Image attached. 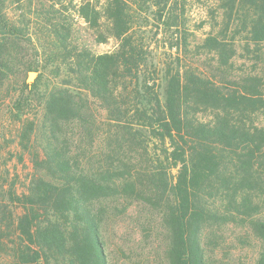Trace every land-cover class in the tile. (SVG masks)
I'll return each instance as SVG.
<instances>
[{
	"label": "trees",
	"instance_id": "obj_1",
	"mask_svg": "<svg viewBox=\"0 0 264 264\" xmlns=\"http://www.w3.org/2000/svg\"><path fill=\"white\" fill-rule=\"evenodd\" d=\"M195 3L210 30L196 50L212 54L214 65L201 67L190 57ZM83 14L94 28L106 17L121 44L99 58L77 56L69 68L77 86L70 81L49 93L42 114L26 120L43 75L23 82L17 138L33 171L25 182L13 176L2 162L8 148L0 146V264H109L106 228L135 205L160 219L167 264H208L207 232L229 223L247 225L261 240L257 264H264V216L252 195L264 192V127L253 122L264 112V0H106L100 9L89 3ZM147 15L171 63L145 54L136 19ZM48 24L67 48L69 35ZM238 47L253 55L251 72L236 73ZM150 67L162 78L148 77ZM82 90L106 111L108 128L105 148L85 161L62 135L65 124L87 123L77 108ZM175 167L177 181L170 183Z\"/></svg>",
	"mask_w": 264,
	"mask_h": 264
},
{
	"label": "rangeland",
	"instance_id": "obj_2",
	"mask_svg": "<svg viewBox=\"0 0 264 264\" xmlns=\"http://www.w3.org/2000/svg\"><path fill=\"white\" fill-rule=\"evenodd\" d=\"M105 2L106 0H4L2 20H5L6 24H0V42L6 44L7 39L9 43L5 51L3 50L5 57L0 58V75L4 74L0 79V146L8 148L2 162H8L12 175L18 172L22 182H25L26 176L33 171L30 156L24 155L19 149L17 138V131L22 122L16 116L22 114V109L18 107L22 102L21 92L26 90L23 82H35L40 73L43 75L41 94L33 97L31 105L23 111V119L26 120L42 114L46 95L56 92L59 88H65L70 81V87L77 86L69 73L70 65L80 58L77 59V56L90 53L92 57L99 58L116 52L121 43L113 35L108 19L100 16L99 26L94 28L83 14L85 6L89 3L97 4L100 9ZM50 19L58 23L62 34L69 35L67 48L50 36ZM206 20L202 4L195 3L190 22L195 33L193 40L197 43L194 44L190 57L201 67L216 63L212 54L203 49L196 50L210 31ZM154 24L151 15L138 17L136 25L142 28L137 38L148 46L145 54L171 63L164 49V38L162 35L156 36L153 31ZM12 26L17 29V36L11 33ZM201 26L205 28L199 30L198 27ZM253 59L252 54L248 55L238 47L234 61L236 73L251 72L256 65ZM31 66L39 67V72L30 71ZM32 73L35 74L34 79H30ZM147 74L151 78H162V72H155L153 67L149 68ZM16 81H19V84H16ZM76 95L78 111L88 118L96 116V121L87 118V123L77 121L65 124L62 135L67 136L69 143L74 147L73 152L85 161L92 159V156L106 146V111L99 107L86 91L76 92ZM253 119L256 126L264 127V112L254 115ZM21 155L23 162L20 160ZM178 172L179 167L172 169L170 183L177 181ZM20 185L19 182L18 186ZM252 195L261 210L257 215L264 216V192H252ZM225 201L227 198H223L218 204H225ZM156 215L147 208L135 205L129 209L124 220L112 222L106 228L105 243L109 264H167L163 258L166 232ZM207 236L208 264H257L262 242L247 225L229 223L213 232L208 231Z\"/></svg>",
	"mask_w": 264,
	"mask_h": 264
},
{
	"label": "water",
	"instance_id": "obj_3",
	"mask_svg": "<svg viewBox=\"0 0 264 264\" xmlns=\"http://www.w3.org/2000/svg\"><path fill=\"white\" fill-rule=\"evenodd\" d=\"M34 78H35V74L34 73L30 74V79H34Z\"/></svg>",
	"mask_w": 264,
	"mask_h": 264
}]
</instances>
